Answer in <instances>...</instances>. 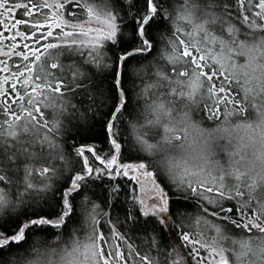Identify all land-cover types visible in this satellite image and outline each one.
I'll return each mask as SVG.
<instances>
[{
    "label": "snow or ice",
    "instance_id": "6c2138e0",
    "mask_svg": "<svg viewBox=\"0 0 264 264\" xmlns=\"http://www.w3.org/2000/svg\"><path fill=\"white\" fill-rule=\"evenodd\" d=\"M0 264H264V0H0Z\"/></svg>",
    "mask_w": 264,
    "mask_h": 264
},
{
    "label": "clouds",
    "instance_id": "9594fccd",
    "mask_svg": "<svg viewBox=\"0 0 264 264\" xmlns=\"http://www.w3.org/2000/svg\"><path fill=\"white\" fill-rule=\"evenodd\" d=\"M193 135H195V134H193ZM234 136L244 138L245 140L247 139V133L245 132L244 129H240V130L235 131Z\"/></svg>",
    "mask_w": 264,
    "mask_h": 264
},
{
    "label": "trees",
    "instance_id": "16d2710c",
    "mask_svg": "<svg viewBox=\"0 0 264 264\" xmlns=\"http://www.w3.org/2000/svg\"><path fill=\"white\" fill-rule=\"evenodd\" d=\"M135 103V100L133 101ZM123 179H126V178H123ZM123 199V198H122Z\"/></svg>",
    "mask_w": 264,
    "mask_h": 264
}]
</instances>
